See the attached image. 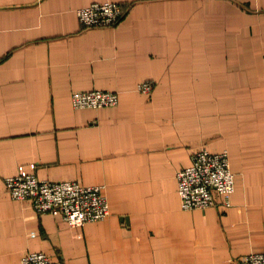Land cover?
I'll return each instance as SVG.
<instances>
[{
    "label": "crops",
    "instance_id": "obj_1",
    "mask_svg": "<svg viewBox=\"0 0 264 264\" xmlns=\"http://www.w3.org/2000/svg\"><path fill=\"white\" fill-rule=\"evenodd\" d=\"M130 5L114 27L81 7ZM152 81L144 94L138 85ZM119 93L109 108L75 92ZM226 151L231 204L186 211L178 171ZM104 186L83 227L13 200L6 178ZM236 264L264 252V0H0V264Z\"/></svg>",
    "mask_w": 264,
    "mask_h": 264
},
{
    "label": "built area",
    "instance_id": "obj_2",
    "mask_svg": "<svg viewBox=\"0 0 264 264\" xmlns=\"http://www.w3.org/2000/svg\"><path fill=\"white\" fill-rule=\"evenodd\" d=\"M124 5L119 2H96L81 7L78 19L87 28L114 27L123 20ZM144 94H151L154 82L138 85ZM119 103V93L104 90L81 91L72 95V106L109 108ZM178 190L182 208L186 211L206 209L217 205L216 194L224 197L227 206L235 192V174L226 151L213 153L207 148L193 154L192 163L178 172ZM13 200L30 201L39 214L61 216L71 227H83L111 214L104 186H87L77 182L42 180L35 174H18L6 178ZM21 264H54L43 252L26 254ZM236 264H264V252L243 255Z\"/></svg>",
    "mask_w": 264,
    "mask_h": 264
},
{
    "label": "trees",
    "instance_id": "obj_3",
    "mask_svg": "<svg viewBox=\"0 0 264 264\" xmlns=\"http://www.w3.org/2000/svg\"><path fill=\"white\" fill-rule=\"evenodd\" d=\"M130 5H124V15L123 16H125L128 12H129V10H130Z\"/></svg>",
    "mask_w": 264,
    "mask_h": 264
}]
</instances>
